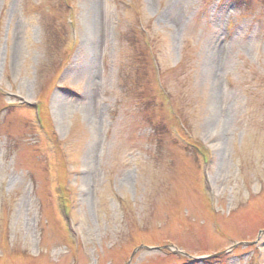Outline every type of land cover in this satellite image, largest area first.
<instances>
[{"label": "rangeland", "instance_id": "obj_1", "mask_svg": "<svg viewBox=\"0 0 264 264\" xmlns=\"http://www.w3.org/2000/svg\"><path fill=\"white\" fill-rule=\"evenodd\" d=\"M0 264H264V0H0Z\"/></svg>", "mask_w": 264, "mask_h": 264}, {"label": "water", "instance_id": "obj_2", "mask_svg": "<svg viewBox=\"0 0 264 264\" xmlns=\"http://www.w3.org/2000/svg\"><path fill=\"white\" fill-rule=\"evenodd\" d=\"M141 248H144V249H151V250H159V249H162V248H166V249H169L171 248L170 246H162V247H149V246H143V245H140L138 246L137 248L134 249V251L138 250V249H141ZM133 251V253H134ZM182 253V252H180ZM184 255V253H182Z\"/></svg>", "mask_w": 264, "mask_h": 264}]
</instances>
